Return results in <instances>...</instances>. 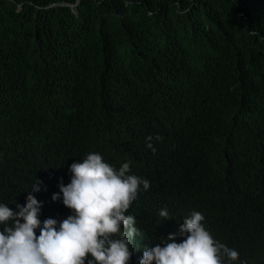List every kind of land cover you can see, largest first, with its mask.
<instances>
[{"label": "trees", "instance_id": "obj_1", "mask_svg": "<svg viewBox=\"0 0 264 264\" xmlns=\"http://www.w3.org/2000/svg\"><path fill=\"white\" fill-rule=\"evenodd\" d=\"M206 175L249 210L166 186ZM211 208L191 264H264V0H0V264H167Z\"/></svg>", "mask_w": 264, "mask_h": 264}, {"label": "clouds", "instance_id": "obj_2", "mask_svg": "<svg viewBox=\"0 0 264 264\" xmlns=\"http://www.w3.org/2000/svg\"><path fill=\"white\" fill-rule=\"evenodd\" d=\"M216 163H220L219 165L227 164L228 158L227 159H224L223 157L219 158L216 161ZM110 164L111 163L108 161V162H104L102 165H99L97 160L93 159L92 157L90 160L91 170L99 174L108 173L109 170L111 169V166L113 165L111 164V166H109ZM202 164L205 167V172L207 170H210L211 166L213 165L209 163H202ZM80 168H81L80 172H82L85 175V178L95 176L86 167H80ZM206 176H207V183L209 185L210 181L208 180V175ZM235 183L236 181L233 182L232 180L228 185L225 186H222L220 183H215V185L213 184L209 185L210 187L191 186L189 179L186 177L185 185L180 193V197L187 198L188 202H190V199H201L202 202L208 198H212V199L214 198L212 202H216L217 195L218 193H220L221 194L220 199H222L223 201L227 202L230 206H232L231 212L233 210L235 211L240 210L239 212H247V210H249V206H248L249 196H251L252 194L254 185H244V187L239 192H236ZM166 186L167 188L172 190L171 189L172 184L170 183L169 180H167ZM147 188L150 189V185L147 182H144L140 187L134 189L132 192L126 193L123 190L117 192L115 197L118 198V205L124 209L122 214H126L128 208L134 207L138 204V202L143 201V198L145 196L144 194L146 193ZM172 194L174 195V197L176 196V192L174 190H172ZM112 198L114 197L112 196L111 199ZM201 202L200 205H202ZM211 209L205 211L200 209H191V211H186L179 215H175V232L171 236V240L169 243L171 246V250L170 249L168 250L169 256L166 259L167 264H191L192 255L195 253L196 245H197L195 243V240L193 239L192 231L194 232L198 231L197 228H195L196 226L198 228H201L207 225V221L209 219L213 220L212 217L214 218V220H216L217 217L216 210L215 209L211 210ZM95 217L99 218L102 216L96 214ZM205 254L210 264H220L219 262H216L212 256L210 257L208 251H206Z\"/></svg>", "mask_w": 264, "mask_h": 264}, {"label": "bare ground", "instance_id": "obj_3", "mask_svg": "<svg viewBox=\"0 0 264 264\" xmlns=\"http://www.w3.org/2000/svg\"><path fill=\"white\" fill-rule=\"evenodd\" d=\"M172 188H181V191L183 190V188H184V186H182V185H180V184H178V183H175L174 185L172 184ZM134 190V189H133ZM132 190V191H133ZM175 197H180L179 196V194H177L176 193V196ZM176 206L178 207V208H180L181 207V204L180 203H178V202H176Z\"/></svg>", "mask_w": 264, "mask_h": 264}, {"label": "water", "instance_id": "obj_4", "mask_svg": "<svg viewBox=\"0 0 264 264\" xmlns=\"http://www.w3.org/2000/svg\"><path fill=\"white\" fill-rule=\"evenodd\" d=\"M79 0H77V2H78ZM76 6V5H75Z\"/></svg>", "mask_w": 264, "mask_h": 264}]
</instances>
